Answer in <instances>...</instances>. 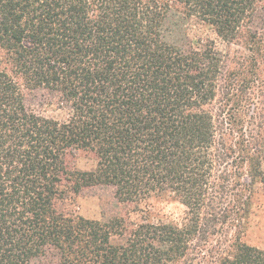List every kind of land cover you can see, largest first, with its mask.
I'll return each mask as SVG.
<instances>
[{"label":"trees","instance_id":"obj_1","mask_svg":"<svg viewBox=\"0 0 264 264\" xmlns=\"http://www.w3.org/2000/svg\"><path fill=\"white\" fill-rule=\"evenodd\" d=\"M173 10L264 49V0H0V264H264L239 238L241 168L264 184L260 156L217 138L211 110L222 81L237 83L214 40L169 39ZM26 88L49 90L68 118L31 111ZM80 153L95 167H77ZM100 184L133 211L160 196L185 209L134 224L63 208Z\"/></svg>","mask_w":264,"mask_h":264},{"label":"rangeland","instance_id":"obj_2","mask_svg":"<svg viewBox=\"0 0 264 264\" xmlns=\"http://www.w3.org/2000/svg\"><path fill=\"white\" fill-rule=\"evenodd\" d=\"M168 24L171 27L170 40L185 47H201L207 39H212L216 48L225 55V74L229 81L237 85L227 91L221 80L222 86L211 104L217 126V138L223 135L228 139L229 146L232 144L238 147L242 141L249 142L260 156V168L264 170L263 46L260 54L257 49L252 52L237 41H225L209 25L196 17H183L177 10H173ZM239 62L244 63L245 68L243 73L237 74L241 71ZM255 63L259 64L258 69ZM25 101L27 107L39 115L60 120L69 116V109L61 107L54 95L45 88H26ZM75 164L81 169H92L96 165V159L93 154L80 153L75 159ZM247 169L244 166L241 171L242 180L252 182L250 204L239 238L248 244L264 248V184L259 178L251 179ZM148 204L151 210L148 214L142 210L133 211L134 204L118 201L114 187L104 184L86 187L79 194L69 192L62 201L63 208L74 214L100 220L124 215L134 224L144 218L153 222L177 221L185 209L183 205L164 196L153 198Z\"/></svg>","mask_w":264,"mask_h":264}]
</instances>
